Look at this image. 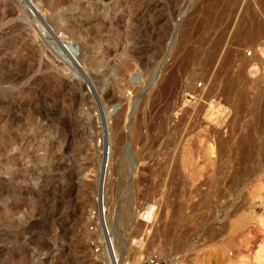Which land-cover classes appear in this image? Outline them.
Instances as JSON below:
<instances>
[{
    "label": "rangeland",
    "instance_id": "1",
    "mask_svg": "<svg viewBox=\"0 0 264 264\" xmlns=\"http://www.w3.org/2000/svg\"><path fill=\"white\" fill-rule=\"evenodd\" d=\"M104 222L264 264V0H0V264H112Z\"/></svg>",
    "mask_w": 264,
    "mask_h": 264
},
{
    "label": "built area",
    "instance_id": "2",
    "mask_svg": "<svg viewBox=\"0 0 264 264\" xmlns=\"http://www.w3.org/2000/svg\"><path fill=\"white\" fill-rule=\"evenodd\" d=\"M107 236L109 235V232L107 230ZM108 240L106 241L107 243V246H108V249L114 259V262L115 264H119V259H118V256L116 254V250H115V245H114V242L112 241L111 237H108L107 238ZM124 264H131L129 262H125ZM143 264H166L164 262V260L158 256L157 253H150L146 256L145 260H144V263Z\"/></svg>",
    "mask_w": 264,
    "mask_h": 264
},
{
    "label": "bare ground",
    "instance_id": "3",
    "mask_svg": "<svg viewBox=\"0 0 264 264\" xmlns=\"http://www.w3.org/2000/svg\"><path fill=\"white\" fill-rule=\"evenodd\" d=\"M99 202H100V209H101L100 213H101V216L104 217V216H105V207H104L105 199H104V195H103V194L101 195V197H100V199H99ZM105 221H106V220H105ZM104 223H105V222H104ZM105 224H106V223H105ZM105 228L108 230V232H109L110 235L112 236L111 229L108 227L107 224H106V227H105ZM107 234H108V233H107ZM110 235H108L107 238H108V237H111ZM111 239H112V241L114 242V240H113V236L111 237ZM107 240H108V239H107ZM114 245H115V242H114ZM107 248H108V247H107ZM115 250H116V254H117L118 259H119V264H124V263H125V259H124V257L122 258V257L119 255L116 245H115ZM111 257H112V255H111ZM144 259H145V258H144ZM144 259L141 260V261H138L137 264H142L143 261H144ZM112 262H113L112 264H115L113 257H112Z\"/></svg>",
    "mask_w": 264,
    "mask_h": 264
}]
</instances>
